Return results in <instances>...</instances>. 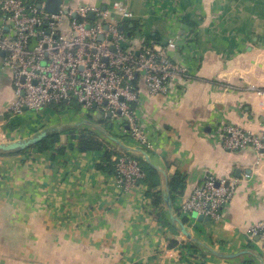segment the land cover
<instances>
[{
	"label": "crops",
	"instance_id": "obj_1",
	"mask_svg": "<svg viewBox=\"0 0 264 264\" xmlns=\"http://www.w3.org/2000/svg\"><path fill=\"white\" fill-rule=\"evenodd\" d=\"M62 1L102 9L124 2L135 15L123 24L126 46L161 44L187 75L174 77L158 97L138 78L135 112L153 145L145 151L127 128L102 117L95 122L81 110L12 114L13 72L0 54V144L55 131L66 145L68 131L75 138L90 131L115 153L112 161L127 151L160 181L158 188L124 193L113 172L96 168L103 152L67 151L54 161L34 150L0 152V264H264L261 243L247 235L264 221V156L227 151L215 133L232 125L264 135V100L254 90L264 91V0ZM176 173L186 178L184 194L170 197L180 221L183 199L206 175L236 182L219 221L182 223L190 239L163 199Z\"/></svg>",
	"mask_w": 264,
	"mask_h": 264
},
{
	"label": "built area",
	"instance_id": "obj_2",
	"mask_svg": "<svg viewBox=\"0 0 264 264\" xmlns=\"http://www.w3.org/2000/svg\"><path fill=\"white\" fill-rule=\"evenodd\" d=\"M0 18L2 63L12 70L14 79L12 114L76 102L92 117L105 119L110 114L109 120L127 128L141 148L153 149L136 116L139 97L133 82L141 78L151 96H165L173 78L186 76L187 69L171 60L161 44L150 42L139 51L126 46L128 40L120 27L135 15L124 2H114L105 9L68 8L62 3L56 15H48L36 2L0 0ZM254 90L263 102L264 91ZM215 133L227 151L251 150L258 158L264 156V135L232 125H219ZM113 168L115 183L124 193L132 192L145 177L139 161L127 151L113 159ZM235 185V181L225 183L206 175L183 199L181 216L193 220L195 213L219 221L233 199ZM247 235L258 238L264 251V221L249 229Z\"/></svg>",
	"mask_w": 264,
	"mask_h": 264
},
{
	"label": "trees",
	"instance_id": "obj_3",
	"mask_svg": "<svg viewBox=\"0 0 264 264\" xmlns=\"http://www.w3.org/2000/svg\"><path fill=\"white\" fill-rule=\"evenodd\" d=\"M127 28L126 25L123 26V28ZM133 30V29H132ZM131 30V31H132ZM137 82L138 78H136V81L133 82V85H135V88H137ZM70 108H74L73 110L79 111L81 106L76 103L72 102L70 104H66L64 102L58 103V104H52L47 106L44 109H50L55 114H60ZM95 122H102V118H97L96 116L91 117ZM104 119V118H103ZM104 120H109L108 118H105ZM12 128L11 126L9 127ZM68 134L70 135L68 137V142L66 145L61 144V133L51 131L49 132L48 136L43 139L41 142L31 146L29 149L25 151H19V154H23L27 151L34 150L38 154H48L51 161H54L56 159V156H64L67 151H76L77 153H87V152H103V156L101 161L98 162L96 165V168L98 170L102 171H108L114 173L113 168V161L111 160L112 156L115 155V153L107 149L106 143L102 140H100L94 133L90 131H82L79 133V136L75 138L72 134L73 132L68 131ZM118 154L116 155V157ZM142 170L145 173V177L143 180H141L138 183V186H144L148 190L158 188L160 187V181L157 171L147 164L146 162H139ZM186 188V178L184 175L180 173H176L168 182V191L170 194V197L173 201V199L176 196H180L184 194ZM153 198V205L156 206L160 200L161 195L159 192L152 194ZM190 218L183 217L181 219L182 223H186L189 221ZM170 246H173L170 244Z\"/></svg>",
	"mask_w": 264,
	"mask_h": 264
},
{
	"label": "water",
	"instance_id": "obj_4",
	"mask_svg": "<svg viewBox=\"0 0 264 264\" xmlns=\"http://www.w3.org/2000/svg\"><path fill=\"white\" fill-rule=\"evenodd\" d=\"M30 3L36 2V5L39 9H43V11L45 13H47L48 15H56L63 3L62 0H29ZM72 17H75V15H72ZM89 19L93 20L94 19V15L90 14L89 15ZM107 29V27H105V30ZM124 28L120 27V30L122 31ZM128 36H130L128 34ZM99 41H103V37L99 36L98 38ZM1 56H4V53H1ZM21 82H23V80H21ZM106 103H104L105 105ZM118 114L120 115L121 113L118 112ZM102 116L99 115V118H101ZM107 118L110 119L111 115L108 114ZM126 121V119H124ZM49 132L48 131H43L41 133H39L38 135L28 139V140H24V141H18V142H14V143H10V144H0V152H19V151H25L27 149H29L31 146L41 142L43 139H45L48 136ZM145 160H148V156L146 154H144ZM163 199L167 205L168 211L170 213V217L171 220L174 224H177L180 232L188 239H190V235L188 234V231L186 230V228L184 227V225L182 224V222L175 217L174 211H173V207H172V203H171V199H170V195L168 192L163 194ZM192 219L197 220L198 222H209L210 219L209 218H204L203 216H197L195 213L192 214L191 216Z\"/></svg>",
	"mask_w": 264,
	"mask_h": 264
},
{
	"label": "rangeland",
	"instance_id": "obj_5",
	"mask_svg": "<svg viewBox=\"0 0 264 264\" xmlns=\"http://www.w3.org/2000/svg\"><path fill=\"white\" fill-rule=\"evenodd\" d=\"M70 109H74V108H70ZM79 109L83 112V110L81 108H79Z\"/></svg>",
	"mask_w": 264,
	"mask_h": 264
}]
</instances>
